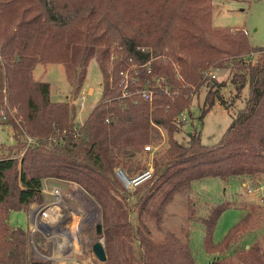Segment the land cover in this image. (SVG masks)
<instances>
[{
	"label": "trees",
	"instance_id": "16d2710c",
	"mask_svg": "<svg viewBox=\"0 0 264 264\" xmlns=\"http://www.w3.org/2000/svg\"><path fill=\"white\" fill-rule=\"evenodd\" d=\"M213 10V0H0V119L14 131L16 144L7 149L19 151L0 158V264H48L28 257V232L9 223L12 212H28L43 195L46 179L75 184L99 204L106 264H196L189 240L168 233L156 242L143 217L158 222L174 195L194 181L264 176V47H253L243 29L214 27ZM142 47L156 52L152 57L138 51ZM255 52L262 53L255 62L246 60ZM93 59L103 92L79 124L76 104L52 102L50 84L37 81L34 69L63 65L77 99ZM213 66L231 68L238 93L249 86L245 107L218 143L204 145L195 131L182 144L175 135L186 121L178 118L184 112L190 117L191 95L207 88L201 122L220 101L225 84L204 78ZM127 71L133 95L123 98ZM157 78L164 80L162 88ZM148 86L155 91L151 102L134 95ZM157 127L166 132L168 148L154 162L149 192L135 191V225L115 167L128 166L154 141L151 133L161 136ZM24 135L35 143L27 146ZM228 207H213L202 218L208 253L231 250L254 228L260 207H251L222 242L214 243ZM210 264H264V246L251 245L236 262L216 258Z\"/></svg>",
	"mask_w": 264,
	"mask_h": 264
},
{
	"label": "rangeland",
	"instance_id": "374dc122",
	"mask_svg": "<svg viewBox=\"0 0 264 264\" xmlns=\"http://www.w3.org/2000/svg\"><path fill=\"white\" fill-rule=\"evenodd\" d=\"M213 5L212 24L214 27L243 29L247 32L249 42L253 47H264V0H213ZM149 50L152 53L156 52L151 48ZM252 54L246 57V60L252 59L255 62L262 53ZM160 58L166 60L164 56ZM216 76L218 82L225 84L220 88V101L215 103L201 122L199 120L200 109L206 98L207 88L203 87L199 92L191 95L193 104L190 108V117L187 114L186 124L175 135L180 143L187 144L189 134L195 131L201 133L204 145L218 143L236 114L245 107L249 86L238 93L232 83V73L229 67L219 68L216 71ZM34 78L37 81L50 84L51 99L55 102L69 101L72 104H77L78 107L81 95L83 93L87 95L85 108L83 110L77 108L76 122L79 124L84 123L88 118L103 92L102 73L96 59H93L89 64L86 82L77 99L73 95L65 68L61 64L37 65L34 70ZM7 122L6 119H0V158L19 155V153L17 154L18 149H7L16 144L13 128ZM159 132L161 134V131ZM150 137L154 141L146 144L144 150L129 162L128 166L118 165L115 170L122 168L130 176H133L150 165H153L154 168L155 160L167 150L168 140L163 129L161 136L158 137L155 133H151ZM146 146H153L156 149L155 154L147 153ZM51 181L55 183V186L50 184L48 185L49 189L52 186L61 189L59 206H52L54 203L52 195L42 193L43 195L32 203L28 212H12L9 218L11 226L22 228L28 232V257L46 261L48 264H106L107 262L99 261L93 252L96 242L102 241L105 246L103 234H97V226L103 225L99 204L75 184ZM243 182L264 186V177L261 180L232 178L228 181L209 177L194 181L188 190L174 195L164 212L160 214L158 222L143 217L142 223L156 242H162L168 233L175 235L180 241L189 240L196 264H210L216 258L236 262L237 255L243 250L249 249L251 245L260 243L264 246V202L261 201L262 198L257 193L248 195L243 188ZM152 185L148 182L141 186L140 194L146 191L148 193ZM127 197L131 209L130 220L136 225V223L138 224L139 210L135 206L137 193H130ZM225 203H230V207L218 220L213 236L216 244L223 241L251 207H260L259 214L254 218V228L243 235L231 250L225 253L211 254L204 247L205 227L202 224V218L211 208ZM49 204L51 205L49 206ZM48 210L50 218L44 217V213ZM35 215L40 220L38 229H35L34 226Z\"/></svg>",
	"mask_w": 264,
	"mask_h": 264
},
{
	"label": "built area",
	"instance_id": "2783aa9c",
	"mask_svg": "<svg viewBox=\"0 0 264 264\" xmlns=\"http://www.w3.org/2000/svg\"><path fill=\"white\" fill-rule=\"evenodd\" d=\"M150 48H146V47H142V48H138V51L140 52H150L151 56L153 57V53L151 52V50H149ZM253 55V54H252ZM150 63L144 65L147 66ZM136 67V66H135ZM219 69L216 67H212L210 68L207 72L204 73V78L205 79H216V71H218ZM122 77H123V98H127V97H132L133 93H131L129 91V85H130V75L129 72H123L122 73ZM133 81H135V79H133ZM163 79L157 78L155 79V83L159 86V87H163ZM164 91L166 94H169L170 92V88L169 87H165ZM154 89L151 88L150 86L146 87L143 90H138L137 92L134 93V95L139 96L141 99L147 100V101H152L153 96H154ZM80 102L78 103V109L83 110L85 108V103L87 101V96L85 94H82L80 97ZM77 106V104H76ZM179 121H186L187 120V112H184L180 115V117L178 118ZM159 131H161V135H162V129L158 128ZM24 140L27 143V146L33 145L35 143V140L30 138L27 135H24ZM145 150L147 153H153L155 154V148L153 146H146ZM24 153H22L23 155ZM115 174L117 176V178L119 179V181L121 182V184L123 185V187L125 188V191L130 194L135 192L138 188H140L141 186L145 185L146 183L150 182L153 177H154V168L153 165H150L149 167H147L146 169H144L143 171L139 172L136 175L130 176L125 170H123L122 168H116L115 170ZM254 182V181H253ZM261 185V184H260ZM243 188L245 189V192L248 195H253V194H259L261 196V201L264 202V186H255L252 183H247L244 182L243 184ZM42 193H47L50 194L54 197V203L52 204V206H59L60 205V198H61V189L58 187H52L51 189H49V186L44 182L43 183V188H42ZM49 204V206L51 205ZM44 217L50 218V212L49 210L47 212L44 213ZM32 220V217H31ZM34 221V226L35 229H38L40 227V220L38 218V216H34L33 218ZM46 227H48L46 225Z\"/></svg>",
	"mask_w": 264,
	"mask_h": 264
},
{
	"label": "water",
	"instance_id": "95a60500",
	"mask_svg": "<svg viewBox=\"0 0 264 264\" xmlns=\"http://www.w3.org/2000/svg\"><path fill=\"white\" fill-rule=\"evenodd\" d=\"M97 234L102 235L103 234V225L99 224L97 226ZM93 252L99 259V261L106 263L108 261L107 253L105 246L103 245L102 241H98L93 246Z\"/></svg>",
	"mask_w": 264,
	"mask_h": 264
},
{
	"label": "crops",
	"instance_id": "0c3cea01",
	"mask_svg": "<svg viewBox=\"0 0 264 264\" xmlns=\"http://www.w3.org/2000/svg\"><path fill=\"white\" fill-rule=\"evenodd\" d=\"M35 70V69H34ZM84 94V93H83ZM86 95V94H85ZM87 96V95H86ZM52 100V99H51ZM52 102H55V101H52ZM57 102H63V101H57ZM79 110V109H78ZM83 124V123H82ZM264 177V176H263ZM263 177H261V178H259V180H261ZM236 178H238V177H236ZM247 178V177H246ZM239 179H241V180H243V178H239ZM51 180H53V179H46V184L47 185H50V184H52V185H54L55 186V183H53ZM243 184H244V182H243ZM53 187V186H52ZM31 219V218H30Z\"/></svg>",
	"mask_w": 264,
	"mask_h": 264
},
{
	"label": "bare ground",
	"instance_id": "6f19581e",
	"mask_svg": "<svg viewBox=\"0 0 264 264\" xmlns=\"http://www.w3.org/2000/svg\"><path fill=\"white\" fill-rule=\"evenodd\" d=\"M67 245V244H66Z\"/></svg>",
	"mask_w": 264,
	"mask_h": 264
}]
</instances>
